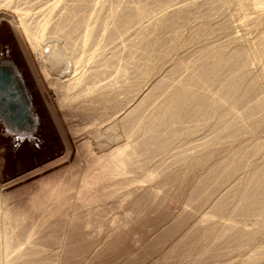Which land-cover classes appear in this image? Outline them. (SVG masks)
I'll list each match as a JSON object with an SVG mask.
<instances>
[{"label": "rangeland", "instance_id": "rangeland-1", "mask_svg": "<svg viewBox=\"0 0 264 264\" xmlns=\"http://www.w3.org/2000/svg\"><path fill=\"white\" fill-rule=\"evenodd\" d=\"M80 1L81 0H79V2ZM211 1L101 0L100 4H102V2L106 3L103 4V11H101L100 15L102 18L101 23L105 22L106 25H108L106 26L105 23H102L104 24L103 26L108 27L106 37L112 38V34L116 35L113 30L116 28V31L120 29V31H122L120 34L121 36H117L119 39V45L111 44V39L107 44H105V42L103 43V45H107V49L104 48L105 57H102V63L100 61L93 62V59L89 60L85 57L82 63V66L85 69L88 67H92L91 69L93 70L97 68V73L100 74L103 69L102 72L104 71V74L100 76L101 78L99 77L100 79L98 78L99 81H97V78L95 80L91 79V81L90 79L86 80L84 76H81V85L80 87L77 86V88H74V90L66 88L67 84H65L64 81L71 77L70 75H72L74 70L73 63L76 58L80 57L81 52H78L80 50L76 48L72 50V48H70L68 53H71V55L68 54L69 57H66L67 53L64 52V49L60 47L63 51L62 52L58 47L60 58L56 61L57 63L60 62V65L59 63L58 65L56 63L57 66L51 63V60L47 59V54L45 53V57L40 61L43 72L48 75V78H52V82H54V78H57L58 80L62 79L63 83L58 81V85H56L57 83L54 82L55 84L53 83V86H55L53 87L46 79H44V75L42 74L45 83H42V85L44 86L43 89L46 90H44V95L47 101L54 103L56 107L53 112L59 123L63 136L71 145L72 156L70 160L63 161L40 174L33 175V177L29 176L26 177L27 179L21 181L11 180V185H8L5 192L7 194L13 193L12 198L11 196L9 198V204H12L14 208L12 209L13 212L18 210H15V208H20L19 210L22 211V208L27 203V207L30 209V214L25 221L26 224L32 221L33 217L40 214L41 212H39V210L35 211L34 208H36V206L41 207V201L38 199L35 200L34 203L30 202V197L33 196L31 193V189L33 188L32 183L47 178L56 171L65 167L72 168L71 171L73 173H78L75 178L76 180L79 179V181H77L80 182L79 177L82 172L78 169L81 168L80 166L84 165L86 157L85 155L77 153V139L73 136L77 131L76 134H79V131H82L81 134L83 136L88 135V138L91 141L93 140L95 143L100 142V146L107 148L104 150V156L98 155L97 152L91 156L92 170L89 173L90 182L86 187H79V183L73 181L77 187H74L73 185L70 189L66 185L68 180L64 177L66 178L64 180L65 182H61V185L53 193L45 195L46 198H50L49 196H54V198L57 197L56 204H52L51 207L48 206V210L52 208L49 214H53V216L46 221V223L48 222L49 224L47 223L46 225L45 223L46 227L44 226V228L46 233L44 232V235L38 236V239L37 236H35L36 238L34 237L33 240H36V242H32L31 240L32 243H30L32 245L30 246L29 243V247H26L28 246L26 245V242H20V247L22 245L20 250L22 251L23 249V254L21 252L19 253L20 250L17 251V253H19L18 255L16 252H14L15 255H13L14 253L12 252L9 254L8 258H4V260L1 258L0 264H6V262H8V264H264V251H262L264 250V230H262L264 228V202L262 201V196L264 195L261 196V193L264 194V189L262 188V186L264 187V165L262 167L263 169L261 168V165L264 164V116H261L264 115V78H261V81L256 82L257 85L260 84L259 86L256 85V92L255 88H253V91L249 85V81L251 82V80L260 73L256 71L261 68L262 72V66H264V49H262L264 48V0H229L230 2L227 0V3L225 2L226 0H224V2H221L222 0L217 2L216 0H213L216 3H211ZM72 2H74V0H72ZM245 2L247 5H245ZM240 3L241 6H239ZM242 4H244V7ZM5 6L6 5L0 6V20H2V18L13 19L16 21V24H20L17 12L13 8ZM125 7L128 9L132 7L131 9H135L136 13L139 11V16L138 13L137 15L135 13V22L132 23L131 21V26L134 27L128 30V34H126V32L123 33L125 27L121 28V24H123L125 20V23L127 24V22L130 21L127 19V14L130 15L128 16L130 18L134 15V12H131L133 15L126 12L125 16L121 11L123 10L125 12ZM239 7L243 10L241 11ZM116 8L118 10L117 12ZM237 8L239 10H237ZM140 9L143 12L145 11L143 13L144 16L140 13ZM235 9L237 11H235ZM111 14H114V18H112ZM140 14L144 18H141ZM56 16L57 15L54 14L53 18H56ZM32 17H34L32 21L38 18L35 16ZM120 17L123 18L124 21ZM136 18H138V20ZM107 21L109 23H107ZM126 24L123 25L126 26ZM128 26L127 28L129 29L131 26L129 24ZM250 26L252 27L250 28ZM49 33H45L46 36H44L43 39H48V42L50 40L51 45L57 42L58 46H62L60 45L62 44L60 39V43H58L59 41L56 38V36L60 37L61 35L54 33L53 31H49ZM117 33H119V31H117ZM20 34L21 36L23 35L22 38L24 40H27L22 27H20ZM94 35V39L92 37V41L90 42L92 48L96 46L97 41L95 40L98 39L96 38V35L98 37V32ZM144 36L151 42H147L148 39ZM144 38L147 43H144ZM27 44L33 57V65L35 66L36 71H39L40 64L38 63L39 61L36 60V54H34L35 52H33L28 41ZM252 46H254V48ZM140 47H143V49L140 50ZM244 47L247 49L246 53L250 54V56L252 55L251 58L253 57L254 60L250 59V61L252 60V63L248 62L249 65L248 63H244L245 65L241 64V66L240 63H238L234 64V67L231 62L233 60H238L234 53H242L243 50L245 51ZM258 47H260L262 51L258 50ZM255 48L258 56L257 54L255 55L256 52L253 51ZM146 49H149L151 52ZM231 52L234 54L235 59L233 55H230L232 54ZM244 53L245 52H243V54ZM113 54H115V59L114 61L111 60V62L109 58L111 57L110 55ZM61 55L63 56L62 59ZM224 56L227 58L225 59ZM221 57L223 59H221ZM103 58L107 59L105 60ZM256 58L257 60L255 62ZM228 60L232 61L229 62ZM258 60H261L262 63ZM107 61L110 63L105 65ZM113 62H115V64ZM215 62H217V64ZM49 63H51L52 66H49ZM91 63L93 64L91 65ZM147 63L148 65L149 63H153L152 66L148 68V71L151 74L148 73V75L143 78L139 77L140 79H138V77L136 78V72L143 71L145 68L147 69V66L145 67V64L147 65ZM101 64H104L103 67L100 66ZM200 64L202 67L204 66V69L201 68ZM219 64H221L220 67H218ZM257 65L261 67L259 68ZM93 66L95 68H93ZM200 68L201 72H199ZM226 68L227 71H225ZM209 69H211V71L214 69L212 71L214 73H211ZM193 70L194 72H191ZM207 70L209 72L203 74ZM228 70L230 72H228ZM252 72H256L257 74L255 73L252 75ZM181 77L183 79H180ZM195 77H197V81H200L199 78L202 77H205L207 80L210 78L209 80L212 82L208 80L210 82L209 85L213 88L209 87L214 93H219L220 90L223 89L219 86L220 83L218 82H222L223 84V82L229 83L232 81L234 87L236 85V89L233 87L234 90H231L230 88L231 92L229 90L230 94L226 98L229 102H224V106L226 107H224L223 104L219 103L218 105V103L212 102L214 104L213 106L211 101H209L210 105L208 107L210 108L207 110L208 107L206 105L209 103L203 107L204 104H201L200 106L197 101L188 100L190 98L185 96V93L189 90L187 87L192 85L195 87L198 83ZM159 78H163V81H159ZM165 78H167V81ZM245 79L248 81H245ZM224 80H228L229 82ZM95 81L98 83L103 81V83L115 82V87H118L116 99H114L115 97L113 98V96L116 95H110L109 93L103 96L98 95L91 97L90 99L92 100L86 102L85 100L81 101L83 97L81 95L84 93L81 89L88 88V86L92 85L94 86ZM214 81L217 83L215 84ZM177 83L180 84L179 87ZM245 83L248 84L246 85ZM158 85H160V88ZM238 85L240 89L237 87ZM173 86H175L174 88L176 91L173 90ZM244 86H246L248 90ZM142 88L148 90L153 89L148 96L144 99L142 98L143 102L140 100ZM165 88L167 90L170 89L171 91L168 92ZM162 90H165L166 92H163ZM181 92L184 96H182ZM241 92H243V94L246 92L245 94L249 95V97L243 99L244 103L241 102ZM252 92H258L257 95H259L260 92H263L261 97L260 95L256 96L260 97L259 99H262L260 105L254 106L250 104L247 106L248 102L245 100L256 95ZM63 93L67 94V97ZM80 93L81 95H79ZM251 93L253 94L252 96H250ZM131 95L134 98H132ZM254 96L253 98H256ZM97 97L101 99L99 100ZM21 98L25 101L24 97L21 96ZM69 98L73 100L74 103L73 101H70ZM77 98H81L80 101H78ZM117 98L120 100L123 99V102L128 101L126 102L127 105L129 102L131 103V101L132 103L137 104L139 100L142 104L139 103V109H135L136 114L133 116L134 118L129 117V122H125V126L122 128L119 127V130L117 129L118 131L115 130L116 127L113 128L115 131L112 129L107 131L105 130L106 126L104 125L111 120L112 114L115 112L114 110H117V106L120 105ZM127 98L129 99L125 100ZM174 98L177 102H175ZM185 98L187 100H185ZM76 100L79 103H75ZM235 100L237 101L235 102ZM69 101L74 105H70ZM60 102L62 104H60ZM63 102L64 104L67 103L64 105ZM116 102L117 106L115 104ZM82 103H84V106ZM185 103L187 105H185ZM80 104L84 108L81 107ZM112 104L115 105V109L114 107L112 108ZM127 105H121L122 111L126 109ZM191 105L192 107H195L193 111ZM60 106H62V108H60ZM182 106H184V109ZM221 106L223 107V110L221 109ZM201 107L204 110L200 109ZM227 107H229V109L231 108V111L229 110L230 113L226 109L228 111L226 113V119L228 118L229 121H224L221 119L223 115H220L219 117V114L221 111L225 112V108ZM218 109L220 110L218 111ZM248 110L249 113L247 112ZM230 117L231 120L237 119L239 121L237 132H226V129L229 127V122L231 121ZM242 117H244V119ZM130 118L133 119L131 120ZM195 118L198 120H195ZM247 118L249 119L246 121ZM248 122L251 127L248 126ZM224 125L226 127H224ZM93 127L94 129H92ZM226 136H229V138ZM108 143L109 146L105 145ZM252 152L253 154H256H254L255 158L253 154L251 155ZM233 155H235L236 158ZM81 158L84 160L82 159V161ZM248 158L251 159L249 160ZM78 159L80 160L77 161ZM77 162H80V166ZM70 164L72 167H70ZM72 164H74L75 168H73ZM75 165L79 167L77 168ZM217 165L221 170L218 169L219 167ZM254 166H257V168ZM254 171L256 174L259 172L262 176L258 175L259 173L257 174L258 176H255ZM29 174L30 172L27 173V175ZM251 176L254 178L257 177L261 182L259 180L257 182V178H255V180ZM259 177L262 178L260 179ZM73 180L75 179L73 178ZM13 181L15 182L13 183ZM256 182L259 185H257ZM252 185L254 187H252ZM30 186L31 188H29ZM255 187L257 189H255V191L258 192V195L257 192L254 191ZM246 188L247 190H250L246 191ZM131 189L135 191V194L128 196ZM251 189L253 192H251ZM244 192H247L246 194H248L249 197L245 196ZM255 195H257V197H255ZM243 197H246L245 201ZM257 198H261L258 199V203L256 202ZM247 203L250 204L248 205ZM251 203H255L258 207ZM259 204H261V207ZM260 209H262V211ZM261 212H263L262 215H260ZM46 214L47 213H45V215ZM65 216L66 218L62 219ZM57 218L60 220L58 219V221H55ZM52 221H54V224L51 223ZM226 223H235V225L238 224L239 227L245 226L249 229L251 228L250 230H252V232H255L247 236L241 235L242 233L238 235L240 232H238L236 228V231L234 232L229 231L230 227L225 225ZM235 232L237 233L234 234ZM6 234L8 233L4 230V227L1 226V246L5 244L4 240ZM23 245L26 249H31V247L34 246L33 248H36L38 251L33 250L32 248L34 252L28 253V250L25 249L26 254L28 253L27 256L24 254ZM260 254L262 255L260 256ZM16 255L19 257L22 255L23 257L21 256L22 258H18L19 260L17 259V261H14L12 256L14 258ZM251 255H256V258L253 260L254 262H246V259L249 260V258L252 257ZM5 260L6 262L4 263ZM250 260L252 259L250 258Z\"/></svg>", "mask_w": 264, "mask_h": 264}, {"label": "bare ground", "instance_id": "bare-ground-1", "mask_svg": "<svg viewBox=\"0 0 264 264\" xmlns=\"http://www.w3.org/2000/svg\"><path fill=\"white\" fill-rule=\"evenodd\" d=\"M211 1V0H209ZM217 1H221V0H216ZM229 1V0H228ZM231 1V0H230ZM229 1V2H230ZM236 1V0H235ZM101 0H97V1H94V0H81L79 2V0L72 2V0H0V6H4L6 5L7 7H10V8H13L17 14H18V17L20 19V24L17 23L16 24V21L13 20V19H5V18H2V20H0V185H1V188H0V227L3 226L4 227V230L8 233L6 234L5 236V244H3L2 246L0 245V259L2 258V260H4V258H8L9 254L10 253H14L16 252V254L18 255L20 252L22 253L23 252V249L22 251L20 250L22 248V245L20 247V242H26V247H29V243L31 242H36V240L34 241V237L37 236V239H38V236H41V235H44L46 233V230L44 228L45 226V223L46 221H48V219L52 218L53 214H49L52 210L49 209L48 210V206H52V204H56V198H54V196H49L50 198H46L45 195L47 194H51L53 193L60 185H61V182H63L66 178L68 180V183L66 184L67 187H69L71 189V187H74L77 185L74 184V182H77L79 183V187H86V185L90 182V179H89V173L91 172L92 170V160H91V156L96 154L98 155H101V156H104L105 152V147L104 146H100V142L99 143H95L93 142V140L91 141L88 137V135L86 136H83L81 134V132L79 131V134H74L73 136L76 137V143H77V146H78V151L77 153H80L82 155H85V160L83 158H81V160L83 159L85 161L84 165L83 166H80V162H77V164L79 163V166L81 167L80 170L82 173L81 176L79 177L80 178V182L79 179L76 180V176L77 174L73 173L71 170L72 168L70 169L69 167H65L59 171H56L54 173H52L51 175H49V177L47 178H43L41 180H38V181H34L32 183V189H31V193L33 196L30 197V202L34 203L35 200H38L41 201V207H37L34 208L35 211L39 210V212H41L40 214L36 215L35 217H33L32 221H30L28 224L25 223L26 219L29 217V214H30V209L27 207V203L24 205V207L22 208L23 210H19L20 208H15L18 209L16 210V212H13L12 209L13 208V205L12 204H9L10 200V196L12 198V195L13 193H10V194H7L5 192V190L7 189L8 185H11V180H15V181H21V180H24V179H27L26 177H33V175H36V174H40L42 173L43 171H46L52 167H54L55 165H58L60 163H62L63 161H68L70 160L71 158V154H72V148H71V145L70 143L68 142V140L63 136L61 130H60V126H59V123L56 119V116L54 114V108L55 105L54 103H50L47 101L45 95H44V90L43 89V84L44 83V79H46L48 81V83L53 86V83H57L56 85H58V81H61L62 82V79H57V78H54V82H52V78H48L44 72H43V69L41 68L42 64H41V60H43V57H45V53L47 54V59L48 60H51L50 62L53 63L54 65H56L57 63V59L60 58V52L58 50V47L59 49H61L60 47H62L64 49V52H66L67 56L66 57H69L68 54L71 55V53H68L69 49L72 48V50H74V48L80 50L78 52H81L80 54V57L76 58L75 61H74V70H73V73L72 75H70L71 77L68 78V80H65V84L66 85V88H68L69 90L70 89H73L74 88H77L80 87L81 85V76H84V78L87 79H91L95 80L97 78V81L98 78L100 76H102L104 74V71L102 72L101 70V74L100 73H97V68H95L93 66V68H95L94 70L91 69V68H87L85 69L83 66H82V63H83V59L85 57H87L89 60L90 59H93L92 61L93 62H101L102 63V57H105L104 56V48H106L107 45V42L109 41L110 42V39H111V44H118L119 42V39L117 36H119L122 31H120V29H118L117 31H119V33H117L116 29L113 30L115 31L116 35L115 34H112L113 37L112 38H107V28L106 26V23L105 22H102V23H105L106 26H103L104 24L101 23L102 21V18H101V11H103V4H106V3H103L100 4ZM144 2V1H143ZM203 2V1H202ZM214 2L213 0L211 1V3ZM214 2V3H216ZM221 2H224V0H222ZM227 3V0L225 1ZM228 2V3H229ZM244 2V1H243ZM242 2V3H243ZM109 3V2H108ZM164 3V2H163ZM171 3V2H170ZM208 3V2H207ZM213 3V4H214ZM224 3V4H226ZM122 4V3H121ZM161 4V3H160ZM196 4V3H195ZM222 4V3H221ZM238 4V3H237ZM115 5V3H114ZM145 5V4H144ZM175 5V4H174ZM201 5V4H200ZM206 5V4H205ZM211 5V4H210ZM243 7H244V4H242ZM245 5L246 2H245ZM5 6V7H6ZM118 6V5H117ZM159 6V5H158ZM197 6V5H196ZM219 6V5H218ZM231 6V5H230ZM241 6V3L240 5ZM120 7V6H119ZM144 7V6H143ZM212 7V6H211ZM223 7V6H222ZM107 8V7H106ZM126 8V7H125ZM132 8V7H131ZM131 8H126L125 9V12L123 10L122 13L125 15V13L129 12V14L133 15L131 16L130 18L127 14V24L125 22L123 24H126L122 25L121 28L125 27L123 29V33L126 32V34H128V30H130L132 27L134 26H131V24L133 22H135V9H131ZM202 8V7H201ZM112 9V8H111ZM138 9V8H136ZM239 9L241 10V8L239 7ZM237 8V10H239ZM246 9V8H245ZM84 10V11H83ZM86 10V11H85ZM105 10V9H104ZM127 10V11H126ZM143 10V8H142ZM150 10V9H148ZM155 10V9H154ZM161 10V9H160ZM204 10V9H203ZM214 10H217V9H214ZM221 10V9H220ZM219 10V11H220ZM229 10V9H228ZM235 9V11H237ZM243 10V9H242ZM241 10V11H242ZM78 11V12H77ZM79 11H82V12H79ZM113 11V10H112ZM117 8H116V12H117ZM141 11V9H140ZM208 11V10H207ZM225 11V10H224ZM248 11V10H247ZM111 12V11H110ZM115 12V13H116ZM120 12V11H119ZM131 12H134L133 14ZM139 12V11H138ZM137 12V13H138ZM145 12V11H144ZM143 11H141L140 13H142V15L144 16V13ZM156 12V11H155ZM174 12V11H173ZM214 12V11H212ZM82 13V14H81ZM86 13V14H85ZM136 13V15H137ZM199 13V12H198ZM240 13V12H239ZM54 14H56V18H53L54 17ZM117 14V13H116ZM119 14V13H118ZM121 14V13H120ZM147 14V13H146ZM205 14V13H204ZM227 14V13H226ZM237 14V13H236ZM245 14H246V11H245ZM40 15V17H39ZM112 15V14H111ZM114 15V14H113ZM112 15V18H114ZM122 15V14H121ZM141 15V14H140ZM141 15V18H144L143 16ZM234 15V14H233ZM32 16H35V17H38L37 19H35L34 21H32V19L34 17ZM126 16V15H125ZM138 16H139V13H138ZM58 17V18H57ZM117 17V16H116ZM123 17V16H122ZM215 17V16H214ZM1 18V17H0ZM7 18V17H6ZM60 18V19H59ZM118 18V17H117ZM116 18V19H117ZM121 18V17H120ZM119 18V19H120ZM125 18V17H123ZM123 18H121L123 20ZM139 18V17H138ZM138 18H136L138 20ZM150 18V17H149ZM201 18V17H200ZM212 18V17H211ZM111 19V18H110ZM115 20V19H114ZM159 20V19H158ZM176 20V19H175ZM109 21V20H108ZM107 21V23H109ZM117 21H120V20H117ZM124 21V20H123ZM122 21V22H123ZM132 21V23H131ZM165 21V20H164ZM171 21V20H170ZM264 21V20H263ZM115 22V21H114ZM112 22V23H114ZM121 22V23H122ZM139 22V21H137ZM136 22V23H137ZM145 22V21H144ZM117 23V22H116ZM168 23V22H167ZM244 23V22H243ZM248 23V22H247ZM128 24L131 26L129 29L127 28ZM145 24V23H144ZM135 25V24H134ZM261 25V24H260ZM103 26V27H102ZM136 26V25H135ZM181 26V25H180ZM254 26V25H252ZM250 26V28L252 27ZM256 26V25H255ZM20 27H22V30L25 32L26 34V37H27V40L23 39L21 34H20ZM113 27V26H112ZM129 27V26H128ZM248 27V26H247ZM111 28V27H110ZM109 28V30L111 31V29ZM120 28V27H118ZM146 28V27H145ZM135 29V28H134ZM169 29V28H168ZM228 29V28H227ZM108 30V32H109ZM122 30V29H121ZM249 30V29H247ZM49 31H53L54 33H57V34H60L61 36L58 37L56 36V38L60 39L61 43L60 45L62 46H58L56 40L54 47L53 45L50 44V40L48 42V39L44 40V36L45 33H49ZM147 31V30H146ZM252 31V30H251ZM98 32V37L96 35V39L95 41L96 42V46H94L92 48V46H90V42L92 41V37L94 36L95 37V33ZM148 33V32H147ZM158 33V32H157ZM50 34V33H49ZM49 34H47L48 36H50ZM136 34V33H135ZM168 34V33H167ZM231 34V33H230ZM255 34V33H254ZM110 35V34H108ZM145 35V34H144ZM54 36V37H55ZM121 36V35H120ZM135 36V35H133ZM132 36V37H133ZM93 37V39H94ZM137 37V36H136ZM145 37V36H144ZM161 37V36H160ZM49 38V37H48ZM120 38V37H119ZM146 38V37H145ZM144 38L145 42L144 43H147L149 42L150 40L148 38L147 42H146V39ZM236 38V37H235ZM107 40V41H106ZM134 40V39H133ZM137 40V39H136ZM141 40V39H140ZM165 40V39H164ZM27 41L28 43H30L31 45V48L33 50V52H35L34 54H36V60H38L39 62V66H40V69L39 71H36V68L35 66L33 65V57H32V54L30 52V49L29 47L27 46ZM60 41L58 43H60ZM262 41V40H260ZM105 42V44L103 45V43ZM151 42V41H150ZM141 43V42H140ZM143 43V45H144ZM178 43V42H177ZM123 44V42H122ZM260 44V42H259ZM258 44V46H259ZM264 44V43H263ZM119 45V44H118ZM133 45V44H132ZM143 45H140V46H143ZM148 45H151V44H148ZM146 45V46H148ZM262 45V44H261ZM92 48H90V47ZM115 46V45H114ZM134 46V45H133ZM145 46V45H144ZM57 47V48H56ZM150 47V46H149ZM148 47V48H149ZM254 48V46H252ZM262 47V46H261ZM90 48V49H89ZM146 48V47H145ZM218 48V47H217ZM245 48V47H244ZM259 49L258 50H261L260 47H258ZM107 49V48H106ZM105 49V50H106ZM143 49V47L141 48L140 47V50ZM152 49V48H151ZM220 49V48H219ZM264 49V48H262ZM116 50V49H115ZM145 50V49H144ZM146 50H149V49H146ZM236 50V49H235ZM239 50V49H238ZM250 50V49H248ZM252 50V49H251ZM62 51V49L60 50ZM131 51V50H130ZM188 51V50H187ZM202 51V50H201ZM213 51V50H212ZM216 51V50H215ZM256 52V48L255 50H253ZM251 51V52H253ZM262 51V50H261ZM63 52V51H62ZM149 52H151L149 50ZM214 52V51H213ZM219 52V51H218ZM238 52V51H237ZM243 52H245L243 54ZM242 53L238 52V53H234L235 56L238 58V60H228L229 62H231V64H238L240 63L241 64H247L248 62L252 63L251 61L254 60L253 57L251 58L250 54L246 53L247 52V49L245 48V51L243 50ZM249 52V51H248ZM254 52V53H255ZM121 53V51H120ZM126 53V52H125ZM232 53V52H231ZM264 53V52H263ZM31 54V55H30ZM62 54V53H61ZM234 54H230V55H233ZM257 54L258 56V53L256 52L255 55ZM260 54V53H259ZM73 55V54H72ZM77 55V54H76ZM117 55V54H116ZM254 55V54H253ZM62 56V55H61ZM111 57L109 58V60H113L114 61V56L115 54L113 55H110ZM132 56V55H131ZM235 56H234V59H235ZM65 57V58H66ZM73 57V56H72ZM123 57V56H122ZM204 57V56H203ZM225 57V56H224ZM230 57V56H228ZM262 57V56H261ZM63 58V56L61 57V59ZM71 58V56H70ZM227 57H225L226 59ZM236 58V59H237ZM263 58V57H262ZM60 59V61H61ZM68 59V58H67ZM72 59V58H71ZM105 59V58H103ZM107 59V58H106ZM105 59V60H106ZM117 59V58H116ZM200 59V58H199ZM221 59H223L221 57ZM220 59V60H221ZM229 59V58H228ZM233 59V57H232ZM250 59H252L250 61ZM108 60V61H109ZM154 60V59H152ZM188 60V59H187ZM257 58L255 59V62H256ZM35 61V59H34ZM54 61V62H53ZM108 61L105 63V65H108ZM132 61V60H131ZM219 61V60H218ZM236 61V62H235ZM259 61V60H258ZM66 62V61H65ZM112 62V61H111ZM202 62V61H201ZM243 62V63H241ZM260 63H262V61L260 60L259 61ZM51 63H49V66H52ZM59 65H60V62H58ZM57 63V65H58ZM115 64V62H113ZM136 63V62H135ZM151 63V62H150ZM147 65L145 64V67L147 66V69L145 68L143 71H137L135 74L136 75V78L138 77V79L140 78H143L144 76L148 75V73H150L148 71V68L152 66V64ZM217 64V62H215ZM219 63V62H218ZM221 63V62H220ZM224 63V61H223ZM93 63H91L92 65ZM98 64V63H96ZM131 64V63H129ZM141 64V63H140ZM157 64V63H156ZM206 64V63H205ZM225 64V63H224ZM230 64V65H231ZM244 64V65H245ZM259 64V63H258ZM56 65V66H57ZM104 64H101L100 66L103 67ZM134 65V64H133ZM201 65V64H200ZM215 65V64H214ZM221 64H219L218 67H220ZM232 65V66H233ZM249 65V63H248ZM262 65V64H261ZM264 65V64H263ZM37 66V65H36ZM136 66V64H135ZM138 66V65H137ZM156 66V65H155ZM207 66V65H206ZM212 66V65H211ZM210 66V68H211ZM231 66V67H232ZM242 66V65H241ZM259 65H257L258 67ZM165 67V66H164ZM182 67V66H181ZM195 67V66H194ZM198 67V65H197ZM204 67V66H203ZM201 65V68L204 69ZM216 67V66H215ZM226 67V66H225ZM228 67V66H227ZM235 67V65H234ZM233 67V68H234ZM237 67V66H236ZM261 66H259L260 68ZM264 68V66H262ZM61 68V67H60ZM199 68V67H198ZM201 68L199 69L201 72ZM206 68V67H205ZM213 68V67H212ZM222 68V67H221ZM243 68V67H241ZM248 68V67H247ZM246 68V69H247ZM262 68V72H261V68L260 70L256 71V72H260L259 74H257L256 72V77L251 80V82L249 81V85L251 86L252 90L254 91L253 88H255V92H256V85H257V81H261L260 79L261 78H264V70ZM91 69V70H89ZM175 69V68H174ZM189 69V68H188ZM195 69V68H194ZM197 69V68H196ZM217 69V67H216ZM224 69V68H223ZM236 69V68H235ZM245 69V68H244ZM151 70V69H150ZM214 70V69H213ZM212 70V71H213ZM231 70V69H230ZM242 70V69H241ZM63 71V70H62ZM170 71V70H169ZM189 71V70H188ZM205 71V70H204ZM202 71V72H204ZM209 71H211V69H209ZM208 70L203 73V74H206L207 72H209ZM211 73H214L212 72ZM219 71V69H218ZM224 71V70H223ZM222 71V72H223ZM227 71V68L226 70ZM224 71V72H225ZM236 71V70H235ZM250 71V70H249ZM253 71V70H252ZM173 72V71H171ZM170 72V73H171ZM191 72H194L191 71ZM197 72V70H196ZM195 72V74H196ZM216 72V71H215ZM220 72V71H219ZM223 72V73H224ZM228 72H230L228 70ZM238 72V71H237ZM247 72V71H246ZM210 73V74H211ZM222 73V75H223ZM240 73V71H239ZM238 73V74H239ZM248 73V72H247ZM246 73V74H247ZM251 73V71H250ZM248 73V74H250ZM254 72H252V75L255 74ZM44 75V79H43V75ZM83 74V75H82ZM151 74V73H150ZM193 74V73H192ZM191 74V75H192ZM200 74V73H199ZM202 74V73H201ZM221 74V73H220ZM226 74V72H225ZM186 75V74H185ZM213 75V74H212ZM211 75V76H212ZM218 75V74H217ZM221 75V76H222ZM243 75V74H242ZM251 75V74H250ZM122 76V75H121ZM196 76L198 77V75L196 74ZM201 76V75H200ZM204 76V75H203ZM215 76V75H214ZM230 76V75H229ZM233 76V75H232ZM140 77V78H139ZM154 77V76H153ZM185 77V76H183ZM189 77V76H188ZM197 77L196 78V81H197ZM213 77V76H212ZM227 77V76H225ZM235 77V76H234ZM243 77V76H242ZM101 78V77H100ZM99 78V79H100ZM164 78V77H163ZM162 78V79H163ZM240 78V77H239ZM251 78V77H250ZM160 79V78H159ZM162 79H160L159 81H161ZM166 81H167V78H165ZM169 79V78H168ZM171 79V78H170ZM180 79H183L182 77ZM193 79V78H192ZM200 81H197L198 83L195 85V87L192 86H189L187 88H189L188 92L185 93L186 95L185 96H188L190 99L188 100H195L198 102V104H204L203 107H205L206 104L209 103V101H211V103H219L220 104H223V106L225 105V101H228L226 100L227 96L230 94L229 93V90L231 88V90L233 89L234 87V83L232 81H228L229 83H224L222 84V82H218L220 83L219 86H221L223 89L220 90L219 93H214L211 91L210 89V85L209 83L212 82L209 81L204 77L202 78H199ZM198 79V80H199ZM202 79V80H201ZM248 79V78H247ZM245 79V81L247 80ZM103 80V79H102ZM173 80V79H172ZM190 80V79H189ZM195 80V79H194ZM213 80V79H212ZM220 80V79H219ZM235 80V79H233ZM241 80V79H240ZM243 80V79H242ZM52 83H51V82ZM97 81H95V84L94 86H88V88H83L81 89V91H84V93H81L79 95L83 96L82 99L81 98H77L78 101H81L82 100H85L86 101H89V100H92L90 99L91 97H95V96H100V95H105V94H109L110 95L114 94L116 96H113L114 99H116L117 97V90H118V87L116 88L115 87V82H110V83H103V82H100L98 83ZM158 81V82H159ZM163 81V80H162ZM161 81V82H162ZM169 81V80H168ZM192 81V80H191ZM216 81V80H215ZM214 81V82H215ZM223 81V80H222ZM226 81V80H224ZM226 81V82H227ZM244 81V80H243ZM248 81V80H247ZM124 82V80H123ZM165 82V81H164ZM163 82V83H164ZM178 82V81H176ZM195 82V81H194ZM193 82V83H194ZM242 82V81H241ZM54 83V84H55ZM63 83V82H62ZM89 83V82H88ZM98 83V84H97ZM196 83V82H195ZM194 83V84H195ZM217 82H215L216 84ZM231 83V84H230ZM237 83V82H236ZM235 83V84H236ZM261 83V82H260ZM97 84V85H96ZM124 84V83H123ZM157 84H160V83H157ZM162 84V83H161ZM173 84V83H172ZM175 84V83H174ZM178 84V83H177ZM212 84V83H211ZM242 84V83H241ZM244 84V82H243ZM246 84V83H245ZM248 84V83H247ZM246 84V85H247ZM259 84V83H258ZM262 84V83H261ZM59 85H60V82H59ZM83 85H84V82H83ZM122 85V84H121ZM155 85H156V82H155ZM166 85V84H165ZM170 85V84H169ZM167 85V86H169ZM180 84H178V87H179ZM240 85V84H239ZM239 85L237 86L239 88ZM260 85V84H259ZM257 85V86H259ZM263 85V84H262ZM50 86V87H51ZM55 86V85H54ZM53 86V87H54ZM137 86V84H136ZM159 88H160V85H158ZM164 86V85H163ZM182 86V85H181ZM180 86V87H181ZM210 86V87H209ZM218 86V88H219ZM241 86V85H240ZM243 86V85H242ZM249 86V87H250ZM85 87V86H84ZM138 87V86H137ZM145 87V86H144ZM154 87V85H153ZM171 87V85H170ZM169 87V88H170ZM175 86H173L174 88ZM220 87V88H221ZM236 87V85H235ZM234 87V88H235ZM246 88V86H244ZM162 88V86H161ZM164 88V87H163ZM167 88V87H166ZM165 88V89H166ZM177 88V86H176ZM184 88V87H183ZM213 88V87H211ZM264 88V86H263ZM171 89V88H170ZM167 90L168 92L171 91V90ZM216 89V88H215ZM236 89V88H235ZM240 89V88H239ZM247 89V88H246ZM250 89V88H249ZM260 89V88H258ZM262 89V88H261ZM77 90V89H76ZM79 90V88H78ZM142 92L140 93V100L142 101L146 96H148V94L150 93L151 90L153 89H141ZM175 90V88L173 89ZM185 90H186V87H185ZM230 90V92H231ZM234 90V89H233ZM238 90V89H237ZM236 90V91H237ZM248 90V89H247ZM46 91V90H45ZM67 91V90H66ZM163 91V90H162ZM176 91V90H175ZM183 91V90H182ZM214 91V89H213ZM217 91V89H216ZM215 91V92H216ZM235 91V92H236ZM251 91V90H250ZM258 91V90H257ZM263 91V90H262ZM77 92V91H76ZM75 92V93H76ZM140 92V91H139ZM161 92V91H160ZM163 92H166L165 90ZM173 92V91H172ZM234 92V93H235ZM152 93V92H151ZM182 93V92H181ZM243 94V92H241ZM246 93V92H245ZM241 94V102L244 103L243 99H246L247 97H249L248 94ZM253 93V92H252ZM250 96H252L253 94H256L254 97L256 96H259L260 97L263 95L262 93L263 92H260L259 95H257V93H253ZM65 94V93H63ZM62 94V95H63ZM74 94V93H73ZM72 94V95H73ZM78 94V93H77ZM164 94V93H163ZM170 94V93H168ZM173 94V93H172ZM177 94V93H176ZM66 97H67V94H65ZM134 95V94H133ZM151 95V94H150ZM149 95V96H150ZM162 95V93H161ZM24 97L25 101L21 98ZM69 96V95H68ZM77 96V95H75ZM80 96V97H81ZM101 96V97H102ZM125 96V95H124ZM152 96V95H151ZM171 96V95H170ZM176 96V95H175ZM174 96V97H175ZM182 96L183 93H182ZM234 96V95H233ZM236 96V95H235ZM252 98L250 97V99L248 100H245L247 101V106L248 105H260L262 101V99H259L260 97H256V98ZM65 97V96H64ZM73 97V96H71ZM79 97V96H77ZM130 97V96H128ZM132 98H134L132 95H131ZM139 97V96H138ZM154 97V96H153ZM181 97V96H179ZM264 97V96H263ZM262 97V98H263ZM59 98V97H58ZM76 98V97H74ZM99 100L101 98L97 97ZM96 98V99H97ZM112 98V100H113ZM143 98V99H142ZM62 99V97H61ZM60 99V100H61ZM70 99V98H69ZM73 99V98H72ZM129 98L125 99V100H128ZM131 99V98H130ZM164 99V98H163ZM179 99V98H178ZM182 99V98H181ZM184 99V98H183ZM234 99V98H233ZM58 100V99H57ZM64 100V98H63ZM67 100V99H66ZM75 100V99H74ZM117 100H119V103L120 105L117 106V102L115 103L116 106H117V110H114L112 114V117H111V120H109V122L104 125L106 126L105 130H114L113 128L116 127L115 130H119V127H123L125 126L124 124H126L125 122H127L129 120V117H133L135 116V109H139L138 105H140L139 103H141V101L139 100V102L137 104L135 103H131L129 102L128 105L126 104V102H123L122 100L123 99H119L117 98ZM175 100V98H174ZM185 100H187L185 98ZM184 100V101H185ZM230 100V99H229ZM70 101H73L70 99ZM69 101V102H70ZM96 101V100H94ZM116 101V100H115ZM169 101V100H168ZM237 100H235L236 102ZM252 101V102H251ZM264 101V100H263ZM65 102V101H64ZM63 102V104H64ZM92 102V101H90ZM143 102V101H142ZM175 102H177L175 100ZM180 102H183V101H180ZM187 102V101H186ZM190 102V101H189ZM229 102V101H228ZM67 103V102H66ZM65 103V104H66ZM74 103V101H73ZM75 103H79L77 102V100L75 101ZM93 103V102H92ZM118 103V104H119ZM124 103V104H123ZM188 103V102H187ZM212 103V104H213ZM60 104H62L60 102ZM64 104V105H65ZM70 105H74V104H71V102L69 103ZM84 103H82L83 105ZM88 104V103H87ZM85 104V105H87ZM90 104V103H89ZM142 104V103H141ZM144 104V103H143ZM174 104V103H173ZM179 104V102H178ZM233 104V103H232ZM264 104V103H263ZM68 105V104H67ZM69 105V106H70ZM81 104L80 106L83 107ZM113 105V104H112ZM123 105H127L126 109L122 111V106ZM170 105V104H169ZM184 105V104H183ZM185 105H187L185 103ZM210 105V103L208 105H206L207 107ZM228 105V104H227ZM235 105V104H234ZM63 106V105H62ZM62 106H60V108H62ZM88 106V105H87ZM115 105L112 106V108L114 107ZM214 106V104H213ZM231 106V104H230ZM229 106V107H230ZM75 107V106H74ZM138 107V108H137ZM183 109H184V106H182ZM181 107V108H182ZM188 107V106H186ZM192 107V105H191ZM222 107V106H221ZM226 107V106H224ZM229 107L225 108V112H222L219 114V117L220 115H223V117L221 118L222 120L224 121H229V119L227 118L226 119V113L231 109H229ZM233 107V106H232ZM67 108V107H66ZM84 108V107H83ZM116 107H114L115 109ZM125 108V107H124ZM192 111L194 110L195 107H192ZM210 107L207 108V110L209 109ZM217 108V107H216ZM220 108V107H219ZM261 108V107H260ZM171 109V108H170ZM191 109V108H190ZM202 109V107L200 108ZM223 110V107L221 108ZM228 111H227V110ZM234 109V108H233ZM251 109V107H250ZM144 110V109H142ZM172 110V109H171ZM179 110V109H178ZM204 110V109H202ZM220 109H218L219 111ZM264 110V109H263ZM262 110V111H263ZM68 111V110H67ZM197 111V110H195ZM194 111V112H195ZM201 111V110H200ZM217 111V112H218ZM231 111V110H230ZM229 111V113H230ZM235 111V110H233ZM193 112V114H194ZM249 113V110L247 111ZM246 112V113H247ZM178 113V112H177ZM201 113V112H200ZM228 113V114H229ZM232 113V112H231ZM236 113V112H235ZM254 113V112H253ZM29 114V115H28ZM110 114V113H109ZM138 114V112H137ZM186 114V113H185ZM184 114V115H185ZM244 114V113H243ZM139 115V114H138ZM166 115V114H165ZM192 115V114H191ZM235 115V114H234ZM237 115V114H236ZM242 115V114H241ZM145 116V115H144ZM201 116V115H200ZM232 116V115H231ZM250 116V115H249ZM261 116H264V115H261ZM260 116V117H261ZM68 117V116H67ZM87 117V116H86ZM147 117V116H146ZM196 117V116H195ZM198 117V116H197ZM233 117V116H232ZM240 117V116H239ZM247 117V116H246ZM101 118V117H100ZM134 118V117H133ZM133 118H130L131 120ZM236 118V117H234ZM244 119V117H242ZM252 118V117H251ZM264 118V117H263ZM55 119H56V122H55ZM147 119V118H146ZM149 119V118H148ZM169 119V118H168ZM190 119V118H189ZM194 119V118H193ZM226 119V120H225ZM233 119V118H232ZM249 118L246 119V121L248 120ZM181 120V119H180ZM184 120V119H183ZM195 120H198L195 118ZM211 120V119H210ZM230 120H231V117H230ZM256 120V119H255ZM136 121V120H135ZM191 121V120H190ZM219 121V120H217ZM129 122V121H128ZM171 122V121H170ZM184 122V121H183ZM202 122V121H201ZM206 122V121H205ZM56 123V124H55ZM135 123V122H134ZM199 123V122H198ZM223 123V122H222ZM228 123V122H227ZM227 123H226V126H227ZM243 123V122H242ZM245 123V122H244ZM249 123V122H248ZM128 124V123H127ZM130 124V123H129ZM158 124V123H157ZM164 124V123H163ZM219 124V123H218ZM225 124V123H224ZM160 125V123H159ZM176 125V124H175ZM260 125V124H259ZM224 125V127H226ZM239 126V121L237 119L235 120H231L229 122V127L226 129V132H230V133H234V132H237V128ZM246 126V125H245ZM250 126V123L249 125ZM146 127V126H145ZM170 127V126H169ZM242 127V126H241ZM251 127V126H250ZM131 128V127H130ZM148 128V127H147ZM94 129V127L92 128ZM160 129V128H159ZM168 129V128H167ZM171 129V128H170ZM246 129V128H245ZM104 130V131H105ZM114 130V131H115ZM117 130V131H118ZM147 130V129H146ZM250 130V129H249ZM99 132V131H98ZM142 132V131H141ZM153 132V131H152ZM151 132V133H152ZM86 133V131H85ZM172 133V132H171ZM95 134V133H94ZM98 134V133H97ZM100 134V133H99ZM144 134V133H143ZM164 134V133H163ZM96 135V134H95ZM114 135V134H113ZM146 135V134H145ZM157 135V134H156ZM172 135V134H171ZM178 135V134H177ZM230 135V134H229ZM101 136V134H100ZM155 136V135H154ZM163 136V135H162ZM239 136V134H238ZM91 137V136H90ZM98 137V136H97ZM143 137V136H142ZM229 138V136H226ZM231 137V135H230ZM88 138V139H87ZM100 138V137H99ZM103 138V137H102ZM163 138V137H162ZM167 138V137H166ZM223 138V137H222ZM225 138V136H224ZM226 139V138H225ZM144 140V139H143ZM154 140V139H153ZM152 140V141H153ZM163 140V139H162ZM159 141V140H158ZM105 143V142H104ZM154 143V142H153ZM218 143V142H217ZM141 144V143H140ZM144 144V143H143ZM162 144V143H161ZM104 145V144H102ZM105 145H108L109 146V143L108 144H105ZM76 146V148H77ZM132 146V145H131ZM146 146V145H145ZM248 146V145H247ZM250 146V145H249ZM154 148V147H153ZM255 148V147H254ZM257 150V149H256ZM255 150V151H256ZM244 152V151H243ZM135 153V152H134ZM232 153V152H231ZM246 153V152H245ZM249 153V152H248ZM230 154V153H229ZM253 154V152L251 153V155ZM255 154V153H254ZM253 154V155H254ZM77 155V154H75ZM133 155V154H132ZM173 155V154H172ZM228 155V154H227ZM256 155V154H255ZM255 155H254V158H255ZM259 155V154H258ZM135 156V155H134ZM229 156V155H228ZM227 156V157H228ZM235 158L236 156L233 155ZM244 156V155H243ZM263 156V155H262ZM233 157V158H234ZM253 157V156H252ZM251 157V158H252ZM259 157V156H258ZM226 158V157H225ZM250 158V159H251ZM247 159V158H246ZM249 159V158H248ZM249 159V160H250ZM76 160V159H74ZM80 159H78L77 161H79ZM82 160V161H83ZM220 160V159H219ZM226 160V159H224ZM229 160V159H228ZM235 160V159H234ZM259 161V160H258ZM76 162V161H75ZM227 162V161H226ZM262 162V161H261ZM238 163V162H237ZM230 164V163H229ZM73 165V168L74 167V164ZM117 165V164H116ZM254 165V164H253ZM264 164L261 165V168L263 167ZM43 166V167H42ZM77 167V165H75ZM78 166V167H79ZM218 166V165H217ZM221 166V165H220ZM248 166V164H247ZM70 167L71 164H70ZM77 167V168H78ZM219 167V166H218ZM251 167V166H250ZM257 168V166H254ZM253 167V168H254ZM76 168V170H77ZM118 169V168H117ZM220 169V167L218 168ZM259 169V168H258ZM263 169V168H262ZM221 170V169H220ZM257 170V169H255ZM260 170V169H259ZM258 170V171H259ZM79 171V172H80ZM234 171V170H233ZM30 172L29 175H27V173ZM253 172V171H252ZM220 173V172H219ZM255 173V171H254ZM259 173V172H258ZM257 173V174H258ZM262 173V171H261ZM74 174V175H73ZM227 174V173H226ZM232 174V172H231ZM253 174V173H252ZM255 173V176H258L260 175V173L257 175ZM121 175V174H120ZM79 176V175H78ZM228 176V175H227ZM262 176V175H260ZM66 177V178H64ZM215 177V176H214ZM237 177V176H236ZM253 177V176H251ZM73 178L76 180H73ZM78 178V177H77ZM218 178V177H217ZM215 178V179H217ZM254 178V177H253ZM257 178V177H255ZM254 178V179H255ZM260 179L262 177H259ZM212 179V178H211ZM221 179V178H220ZM237 179V178H236ZM264 179V178H263ZM61 180V181H60ZM89 180V181H88ZM208 180V179H207ZM256 180V179H255ZM258 178H257V182H258ZM13 181V183L15 182ZM74 181V182H73ZM88 181V182H87ZM217 181V180H216ZM261 182V180H259ZM263 181V180H262ZM65 182V181H64ZM87 182V183H86ZM209 182V181H208ZM221 182V181H220ZM240 182V181H239ZM256 182V184H257ZM264 182V181H263ZM64 184V183H63ZM228 184V183H227ZM255 184V183H254ZM253 184V185H254ZM260 184H263V183H260ZM31 185V184H30ZM208 185V184H207ZM252 185V187H254ZM259 185V184H257ZM256 185V186H257ZM28 186V185H27ZM225 186V185H223ZM250 186V185H249ZM229 187V186H228ZM242 187V186H241ZM261 187V186H260ZM28 188V187H27ZM25 188V189H27ZM31 188V186L29 187ZM218 188V187H217ZM248 188V187H247ZM246 188V191H249L247 190ZM250 188V187H249ZM262 188L264 189V187L262 186ZM208 189V187H207ZM232 189V188H231ZM256 187L254 188V191H255ZM23 190V189H22ZM29 190V189H28ZM257 190V189H256ZM234 191V189H233ZM245 191V190H244ZM5 192V193H4ZM30 192V190H29ZM251 192L252 189H251ZM257 192V191H255ZM57 193V192H56ZM235 193V192H234ZM245 193V192H244ZM243 193V194H244ZM247 193V192H246ZM244 194L245 196H248V194ZM133 194H135V191L131 189V191H129L128 193V196H132ZM207 194V193H206ZM222 194V193H221ZM225 194V193H223ZM250 194V193H249ZM255 194V193H254ZM31 195V194H30ZM56 195V194H55ZM242 195V196H244ZM253 195V194H252ZM257 195H258V192H257ZM257 195H255V197H257ZM264 195L261 193V196ZM254 196V195H253ZM15 197V196H13ZM259 197V196H258ZM225 198V197H224ZM240 198V197H239ZM244 198V201H245V198L246 197H243ZM251 198H254V197H251ZM250 198V199H251ZM55 199V200H54ZM258 199H261V198H257L256 202L259 200ZM249 200V199H248ZM252 201H255V200H252ZM262 201L264 202V196H262ZM29 202V201H28ZM255 202V203H256ZM257 202V203H258ZM262 202V203H263ZM253 203V204H255ZM30 204V203H29ZM240 204V203H239ZM244 204V203H243ZM248 204V203H247ZM250 204V203H249ZM248 204V205H249ZM252 204V203H251ZM252 204V205H253ZM22 205V204H21ZM256 205V204H255ZM261 204H259L260 206ZM57 206V205H56ZM55 206V207H56ZM241 206V205H240ZM251 206V205H250ZM257 206V205H256ZM255 206V208H256ZM263 206V205H262ZM65 207V206H64ZM69 207V206H68ZM70 207H73V206H70ZM258 207V206H257ZM261 207V206H260ZM259 207V208H260ZM232 209V208H231ZM237 209V208H236ZM245 209V208H244ZM257 209V208H256ZM47 210V212H46ZM58 210V209H57ZM262 211V209H260ZM71 211V210H70ZM233 211V210H232ZM263 211H264V207H263ZM34 212V211H33ZM258 212V211H257ZM45 213L49 214V215H45ZM67 213V212H66ZM259 213V212H258ZM263 212H261L260 215H262ZM71 214V213H70ZM69 215V214H68ZM58 216V215H56ZM62 216V215H61ZM59 216V217H61ZM67 216V214H66ZM63 217L62 219L66 218ZM70 216V215H69ZM74 217V215H73ZM264 217V216H263ZM56 218V217H55ZM251 218V217H250ZM59 218L55 219V221H58ZM259 219V218H258ZM257 219V220H258ZM264 219V218H263ZM53 220V219H51ZM60 220V219H59ZM66 221V220H64ZM69 221V219H68ZM67 221V222H68ZM251 221V220H250ZM259 221V220H258ZM54 221H52L51 223H53ZM71 222V220H70ZM227 222V221H226ZM256 222V221H255ZM48 223V222H47ZM46 223V225H47ZM64 223V222H63ZM49 224V223H48ZM54 224V223H53ZM65 224V223H64ZM67 224V223H66ZM69 224V223H68ZM251 224V223H250ZM63 225V224H62ZM225 225H227L228 227H230L229 231H236V229L238 230V232H240L238 235H243V236H247V235H250L251 233L255 232L252 230H250L249 228L243 226V227H237V225L234 224H231V223H226ZM241 225V224H240ZM51 226V225H50ZM256 226V225H255ZM46 227V226H45ZM236 228V229H235ZM254 228V226H253ZM49 229V228H48ZM264 230V228L262 229ZM259 231V230H258ZM45 232V233H44ZM48 232V231H47ZM230 233V232H229ZM237 232H235L234 234H236ZM258 234V233H257ZM237 235V236H238ZM264 236V235H263ZM241 237V236H240ZM252 237V236H250ZM258 237V236H257ZM36 238V237H35ZM243 238V237H242ZM247 239V238H246ZM253 239V238H252ZM22 240V241H21ZM241 241V240H240ZM261 241V240H260ZM31 242V243H32ZM30 243V246L32 245ZM22 244V243H21ZM34 244V243H33ZM262 244V243H261ZM34 247V246H33ZM31 247V249L29 248H24V245H23V248H24V254H26V250H28V253L30 252H34L33 250H36V248H33ZM252 247V246H251ZM33 248V250H32ZM263 248V247H262ZM255 249V248H254ZM257 249V248H256ZM20 250V251H19ZM32 250V251H30ZM259 250V249H257ZM17 251H19V253H17ZM38 251V250H36ZM264 251V250H262ZM252 252V251H251ZM256 252V251H255ZM258 252V251H257ZM261 252V251H260ZM28 253L26 254L28 256ZM259 253V252H258ZM263 253V252H262ZM23 254V253H22ZM264 254V253H263ZM15 255V253L13 254ZM15 256L13 258L12 256V259H14V261H17L18 258H22L21 256ZM33 255V254H32ZM253 255V254H252ZM251 255V256H252ZM262 254H260L261 256ZM25 256V255H24ZM26 256V257H27ZM30 256V255H29ZM256 256V255H255ZM255 256H252L250 257L252 260H249L246 259V262H254L253 260L256 258ZM264 257V256H263ZM30 258V257H29ZM236 259V258H235ZM239 259V258H238ZM19 260V259H18ZM248 260V261H247ZM13 261V260H12ZM6 262V260L4 261V263ZM256 262V261H255ZM262 262V261H261ZM260 263V262H259ZM6 264H8V262H6ZM249 264V263H248ZM251 264V263H250ZM252 264H255V263H252ZM261 264V263H260Z\"/></svg>", "mask_w": 264, "mask_h": 264}]
</instances>
